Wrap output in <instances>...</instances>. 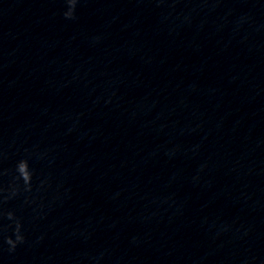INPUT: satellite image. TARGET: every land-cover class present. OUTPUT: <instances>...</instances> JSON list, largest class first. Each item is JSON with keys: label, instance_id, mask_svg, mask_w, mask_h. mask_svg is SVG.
<instances>
[{"label": "clouds", "instance_id": "1", "mask_svg": "<svg viewBox=\"0 0 264 264\" xmlns=\"http://www.w3.org/2000/svg\"><path fill=\"white\" fill-rule=\"evenodd\" d=\"M65 4L68 6V10L64 13L66 18H74V12L76 4L79 2V0H64ZM32 178L33 173L30 170L29 163L27 159H21L16 164V176L15 181L13 185L10 186V196L4 197L5 200L10 199L11 196H15L16 192L19 189V182L22 181L23 188L25 191L31 190V184H32ZM4 191L3 189H0V192ZM0 215H5L7 219L14 221V227L12 231V235L5 236L4 242L9 245V251H14L18 244H21L24 242L25 237L21 232L22 224L18 218L15 217L14 213L11 211H8L6 213H0ZM8 227H12V225H9ZM3 228L0 226V232H2Z\"/></svg>", "mask_w": 264, "mask_h": 264}]
</instances>
